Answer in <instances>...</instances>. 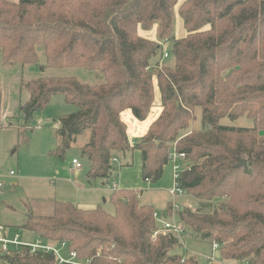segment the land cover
<instances>
[{
    "label": "trees",
    "instance_id": "obj_1",
    "mask_svg": "<svg viewBox=\"0 0 264 264\" xmlns=\"http://www.w3.org/2000/svg\"><path fill=\"white\" fill-rule=\"evenodd\" d=\"M176 14L182 37L174 35ZM154 25L158 41L139 35L140 27ZM165 44L171 64L154 60ZM38 45L46 66L82 67L102 80L46 76L25 83L26 123L55 95L75 107L59 117L60 143L51 154L63 156L76 136L87 134L80 155L89 184L107 183L115 153L134 149L142 178L153 182L173 148L185 154L181 188L203 203L177 211L180 235L155 234L154 208L135 191L117 189L109 197L113 212L54 200L50 214L28 208L20 228L45 243L64 241L85 264H198L180 253L185 239L218 244L223 261L264 264V0H0L2 62L38 63ZM154 81L162 111L131 146L120 113L130 109L145 119ZM196 109L202 127L182 134ZM243 116L252 127L220 123ZM238 158L246 165L235 167ZM2 257L8 264H71L26 245Z\"/></svg>",
    "mask_w": 264,
    "mask_h": 264
},
{
    "label": "rangeland",
    "instance_id": "obj_2",
    "mask_svg": "<svg viewBox=\"0 0 264 264\" xmlns=\"http://www.w3.org/2000/svg\"><path fill=\"white\" fill-rule=\"evenodd\" d=\"M180 19L178 16L175 17L174 35L176 37L182 36L185 32ZM138 31L145 38L159 40L155 25L148 30L140 27ZM36 53L38 63L6 65L2 62L0 52V179L5 184L0 194V221L8 220L15 214L2 205L1 201L5 198H9L11 204L18 208L26 201L32 208L31 211L36 214L51 213L52 210L47 211L44 209L45 206L39 204L44 198L49 200L50 197L55 196L60 200L76 202L75 193L80 195V192H76L73 188L78 187L76 183L84 178L87 171V163L77 148L79 140L84 139V134L77 138L76 142L74 140L71 142L63 156L51 154V151L58 146L57 139H60L54 134L57 130L54 124L59 126V117L75 111L72 104L65 102L62 96L55 95L44 108L34 112L33 117L27 123L22 117L21 107L29 99V92L25 87V83L29 80L46 76H70L88 84H97L102 80L97 73L87 71L82 67L51 68L46 66L40 45L36 47ZM154 60H159L160 64H171L168 58L162 59L161 52ZM195 116V120L189 123L187 129L181 131L182 134L202 127L199 109H196ZM220 123L237 127H252V120L245 116L232 121L224 117ZM135 140L138 142L139 139ZM128 154L125 157L120 155L118 161L113 164L116 170H112V176L106 185L102 186L101 181L96 180L94 185L100 192L94 193V202L83 204L82 209L100 206L108 212H113V205L109 200L113 184L117 185V190L135 191L140 196L141 202L151 205L159 215L169 209L168 217L164 216L166 217L164 221H174L180 226L177 217L178 210L189 208L197 211L202 207L203 202L189 194L184 193L177 196L169 194V189L173 187L171 161L164 166L162 176L157 181L148 182L142 178L140 151L134 149ZM72 157L78 158L82 163L77 179L69 170ZM9 170H13L15 176L8 178L6 174ZM20 176L23 178L18 179ZM13 181L18 184L14 185ZM62 187L68 191L62 190ZM70 192L72 194H69ZM175 205L178 207L176 208ZM157 225L160 227V224L157 223ZM19 226H10L11 235L7 238L12 239L15 234H18L21 242L34 243L38 239L35 233H29ZM180 253L184 257H194L198 264H235L233 260L223 261L216 258L212 245L205 240L185 239ZM2 256L3 254L0 253V264H8Z\"/></svg>",
    "mask_w": 264,
    "mask_h": 264
},
{
    "label": "crops",
    "instance_id": "obj_3",
    "mask_svg": "<svg viewBox=\"0 0 264 264\" xmlns=\"http://www.w3.org/2000/svg\"><path fill=\"white\" fill-rule=\"evenodd\" d=\"M177 16L178 15L176 14V18H177ZM181 26L183 28L182 20H181ZM183 30H185V29L183 28ZM184 34H185V32H183V35L182 36H184ZM182 36H177V37H182ZM161 111H162V106H161V101H160V93H159V89H158V87L156 85V81H154V100H153V105H152L149 113L145 117V119L139 120V119L135 118V116L132 114V112H131L130 109H125V110H123L120 113V118L123 121V123L126 125L127 136H128V138L130 140L131 146L135 145V143H136V140L135 139H139L140 140V138L146 133L149 125L159 116V114L161 113ZM54 127H57L58 128V125L57 126H54ZM81 136L82 135L76 136L74 138V142H76L77 138H79ZM84 136H85L84 139L79 140V142H78L77 148L79 150H80V147L88 139V135L87 134H84ZM59 143H60V139H57V145H59ZM128 153H122V152L115 153V155L113 156V158L115 160L112 163L113 164L116 163L118 161V158H119L120 155H123L125 157V155H129ZM73 158H76V157H72V159ZM69 166H70V169L69 170L73 172V174L76 176V179H77L78 176L80 175L81 170L80 169L77 170L76 168H74L71 163H70ZM114 170H116L115 167H113V171ZM10 171H13V170H9L8 174H6L7 177L9 176L8 178H10V176H15V172H13V174L10 175ZM113 171H112V173H113ZM112 173H111L110 176H112ZM22 178L23 177L20 176L18 179H22ZM96 180L93 181L92 184H89L87 182L86 176L84 175V178H82L81 181H78V183H76V185H78V187L73 188V190H75L76 192H80V195L78 193H75L74 199H75L76 202H74V203L72 202V203L73 204L77 203L75 205L78 206V207L80 206L79 208H81V207H84L83 204H85V203L88 204V202H94V196H93V194L96 193V192H100L99 190H97V188L94 185L95 182H96ZM99 180L101 181V185L102 186L106 185L105 180L104 181H103V179H99ZM13 184L14 185H17L18 183L17 182H14ZM4 185L5 184L2 183V187L0 188V194L3 191L2 188H3ZM115 186H116V189H118L117 185H115ZM62 190L68 191L67 189H65L63 187H62ZM111 192H113V191H111ZM69 194H72V192H70ZM47 199L48 198H44L39 203V204L45 206L44 209L47 210V211L52 210L51 205H52V202L54 200H60V199L55 198V196L54 197H50L49 200H47ZM139 199H140V202H141L140 196H139ZM61 201H68V200H61ZM1 203H2V205H4V207L6 209L9 208L11 212H15V214H13L11 217H9L8 220H3L4 222L3 221H0V226H3L4 227V229L2 231H0V236L8 237V235H11L10 226H18V225H21V223H22V221H23V219L25 217V214L27 213L28 208H30V209H32V208L28 206V204L26 203V201L23 202V205H21L20 208H18V206H14L13 204H11L9 198L3 199V201H1Z\"/></svg>",
    "mask_w": 264,
    "mask_h": 264
},
{
    "label": "built area",
    "instance_id": "obj_4",
    "mask_svg": "<svg viewBox=\"0 0 264 264\" xmlns=\"http://www.w3.org/2000/svg\"><path fill=\"white\" fill-rule=\"evenodd\" d=\"M167 45H163V50H162V59H165L168 57V51H167ZM41 124V123H40ZM1 125V121H0ZM54 126H57V124H54ZM168 159L169 161L172 162V177H173V187L169 189V194L172 196H177V195H183L185 191L183 188L180 186V173L183 168H185L186 161H185V154L184 153H178L175 151V149H171L168 153ZM115 159L112 158L111 161L113 162ZM71 164L73 165L74 168L77 170L81 169L82 163L78 158H73L71 160ZM13 174V171H10V175ZM2 187V181L0 179V188ZM113 190H116V186L113 184L112 186ZM177 208L178 206L175 205ZM167 215V214H166ZM167 217V216H166ZM166 217L162 215L157 214L156 212L153 213V218L156 221V223L160 224V227H158L155 231V234L162 231V232H167V231H172L173 233L180 235L182 233V227L178 224H176L174 221L172 222H166ZM4 229L3 226H0V231ZM21 245H26L30 248L31 252L41 250L44 252H52L59 263H71V264H85L83 262H79L76 260V253L74 251H68L66 250V243L64 241L58 242L56 244L52 243H45L40 239H36L34 243H28V242H21L19 241V235L15 234L13 238L9 239L5 236H0V253L3 255L9 253L10 248H16ZM213 251L218 249V244H213Z\"/></svg>",
    "mask_w": 264,
    "mask_h": 264
},
{
    "label": "water",
    "instance_id": "obj_5",
    "mask_svg": "<svg viewBox=\"0 0 264 264\" xmlns=\"http://www.w3.org/2000/svg\"><path fill=\"white\" fill-rule=\"evenodd\" d=\"M244 165H246V160L243 159V158H238V162L235 165V167H241V166H244ZM163 216H166V210L163 211ZM214 255H215L216 258L219 257V253H218L217 250L215 251Z\"/></svg>",
    "mask_w": 264,
    "mask_h": 264
}]
</instances>
